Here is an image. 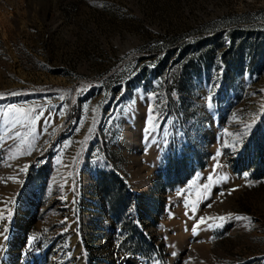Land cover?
I'll list each match as a JSON object with an SVG mask.
<instances>
[{
    "label": "rangeland",
    "instance_id": "1",
    "mask_svg": "<svg viewBox=\"0 0 264 264\" xmlns=\"http://www.w3.org/2000/svg\"><path fill=\"white\" fill-rule=\"evenodd\" d=\"M0 216V264H264V0H0Z\"/></svg>",
    "mask_w": 264,
    "mask_h": 264
},
{
    "label": "snow or ice",
    "instance_id": "2",
    "mask_svg": "<svg viewBox=\"0 0 264 264\" xmlns=\"http://www.w3.org/2000/svg\"><path fill=\"white\" fill-rule=\"evenodd\" d=\"M207 101H208V107L209 108H211L212 107V96H211V94L208 96V98H207ZM12 107H15V106H12ZM93 111H95V109H93ZM153 112H154V109H152L151 107L149 108V117H148V123H151L152 124V126L151 127H149L148 126V124L146 123V126H145V128H144V133H145V140H149L151 137H152V133L156 130V125L153 123V119H154V117H153ZM248 129L250 130L251 129V126H248ZM89 131H91V129H89ZM19 135V134H18ZM242 142V141H241ZM233 150L234 151H238V149L234 146V148H233ZM220 155V153H219V151L217 152V156H219ZM27 166H25V168H26ZM245 176H247L248 174L247 173H245L244 174ZM209 179H211V177H209ZM223 179V178H222ZM233 191H235V189H233ZM221 195H223V193H221ZM185 215H187V212L185 213ZM3 217L2 216H0V219H2ZM219 219H224L223 217H220ZM204 220H205V218L204 217H200L199 218V220H198V222H197V224H194L193 225V229H192V231H193V233L195 234V232H196V227L198 226V224L199 223H204ZM6 232H7V229L5 228L4 230H2V231H0V237H3V240H7L8 239V237H7V235H6ZM31 244H32V238L31 237H29V247L31 246ZM3 250H4V244L3 243H0V252H3ZM172 255H176V253H172ZM155 264H160V262L159 261H155Z\"/></svg>",
    "mask_w": 264,
    "mask_h": 264
},
{
    "label": "bare ground",
    "instance_id": "3",
    "mask_svg": "<svg viewBox=\"0 0 264 264\" xmlns=\"http://www.w3.org/2000/svg\"><path fill=\"white\" fill-rule=\"evenodd\" d=\"M83 184H84V183H83ZM91 184H92V183H91ZM85 186H86V185H85ZM75 240H76V239H72L71 242L74 243ZM74 244H76V246H77V251H78L79 248H80V244L77 243V242H75ZM7 254H8L7 243H4V250H3V252H1V254H0V258H1V257H2V258H5V257L7 256ZM80 264H82V263H80Z\"/></svg>",
    "mask_w": 264,
    "mask_h": 264
},
{
    "label": "trees",
    "instance_id": "4",
    "mask_svg": "<svg viewBox=\"0 0 264 264\" xmlns=\"http://www.w3.org/2000/svg\"><path fill=\"white\" fill-rule=\"evenodd\" d=\"M95 183H96V182H95ZM99 183H100V182H99V180H98V185H97V188H98V189H99ZM94 185H95V184H94Z\"/></svg>",
    "mask_w": 264,
    "mask_h": 264
}]
</instances>
